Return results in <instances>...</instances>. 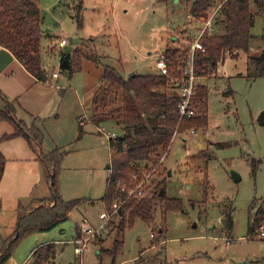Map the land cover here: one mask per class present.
<instances>
[{
    "label": "rangeland",
    "instance_id": "rangeland-1",
    "mask_svg": "<svg viewBox=\"0 0 264 264\" xmlns=\"http://www.w3.org/2000/svg\"><path fill=\"white\" fill-rule=\"evenodd\" d=\"M36 1L42 15L41 64L49 74L53 70L59 73L58 78L48 76L58 86L53 96L58 115L45 119L39 127L48 149L56 142H72L73 150L64 157L58 174L60 192L64 199L86 197L87 202L73 208L68 218L52 229L26 235L3 264H30V250L49 241H54L57 248L54 264H264V235L258 227L256 233L248 234L255 209L252 204L264 195V121H260L264 74L252 76L254 63L247 61L248 54L258 55L263 45L264 11H258L253 0L249 1L254 24L248 52L240 51L235 58L225 53L224 62L213 68L215 76L204 74L207 126L175 132L167 152H162L152 167L154 172L146 173L148 179L141 184L142 189L149 184L143 190L148 193L164 178L165 195L181 198L182 210L168 209L162 215L157 208L154 226L137 218L117 234L99 213L103 210L100 197L111 153L108 137L120 134L121 126L107 119L99 125L103 128L98 133L86 119V134L73 141L78 125L74 110L84 113L92 109V91L99 83L102 66L82 59L77 70L60 69L55 40L66 38V49L84 43L87 53L113 65L125 77L158 73L156 55L167 46L186 47V41L190 42L196 32L197 23L186 19L193 0ZM80 2L82 6H78ZM119 100L115 98L108 106L117 105ZM145 103L140 102L145 114L157 109L155 101ZM2 128L6 124L1 123ZM22 139L5 144L8 160L0 179V241L14 231L19 205L28 208L32 198L49 193L42 172L45 164L40 158L35 161L25 157L30 147L24 136ZM15 141L21 144L13 145ZM218 142L226 144L218 146ZM41 146L46 149L43 139ZM203 149L211 154L208 159L193 157ZM101 224V233L89 238L77 253L72 240L85 235L82 226L96 229ZM160 226L164 231L159 237ZM116 237L122 239V245L112 252Z\"/></svg>",
    "mask_w": 264,
    "mask_h": 264
},
{
    "label": "trees",
    "instance_id": "trees-1",
    "mask_svg": "<svg viewBox=\"0 0 264 264\" xmlns=\"http://www.w3.org/2000/svg\"><path fill=\"white\" fill-rule=\"evenodd\" d=\"M213 1L215 0H193L190 10L196 15L206 16V9ZM249 1L224 0L220 16L215 21V26L220 30L217 28L214 33L205 34L202 38L204 50H195L197 73H209L217 64L224 62L225 53H230L231 58H235L240 51L248 52L249 42L253 36L251 27L254 24V13L250 10ZM253 2L258 11H264V0H253ZM78 6H82L81 2ZM41 18V10L36 0H0V45L9 49L35 78L45 81L47 73L41 64L39 47ZM77 19L78 25H81L80 12ZM262 41L259 54L247 56V61L251 60L254 63L252 76L264 74V34ZM86 49L84 43L73 48L71 67L63 70L72 72L79 69L82 59L91 60L102 66L100 81L91 99L90 117L97 124L106 119H113L122 129L120 134L108 137L111 153L104 193L100 197L103 208L109 212L113 202L118 204L117 209L107 219V224L113 225L117 229V234H122L124 229L137 218L153 225L157 208L162 215L168 209L182 210L181 198L172 199L165 194H159L161 187L165 190L164 178L156 182L155 189L142 196L139 195L140 188L137 185L147 181L146 173L154 172L155 169L151 171L152 167L157 164L161 153L167 152L175 132L207 126V90L205 84L199 83L193 97V104L198 108L197 114L180 117L177 107L180 95L170 86L180 75L178 68L183 65V56L187 48L165 47L167 74L131 73L126 77L113 65L87 53ZM2 97L5 105L0 107V120L10 123L12 131L3 133L0 140L15 136L26 138L29 147L45 164L50 195L32 198L28 208L19 205L14 231L0 241V264L9 258L13 248L26 235L52 229L68 218L71 209L87 201L86 197L62 198L58 174L63 157L68 151L58 146L43 149L42 130L34 124L27 126L15 115L13 101L7 100L4 95ZM118 97H120L119 103L109 107L108 103ZM149 101H155L157 109L145 114L140 108V102L146 104L145 102ZM81 134L82 128L79 127L77 138ZM225 144L226 142L217 143L218 146ZM209 156L211 154L204 149L193 155L202 159H208ZM5 161L6 158L0 150V179L4 172ZM148 186L149 184L146 188ZM254 203L255 200L252 204L255 205V209L248 223L249 235L256 233L257 227L260 228L264 222V195L259 202ZM230 225L231 222L228 220L227 226ZM75 229V233L78 234L77 225ZM151 230H154V227ZM163 231L164 227L160 226L159 237ZM121 245L122 239L116 237L111 251L119 250ZM56 256L57 248L54 241L40 243L32 249L30 264H54Z\"/></svg>",
    "mask_w": 264,
    "mask_h": 264
},
{
    "label": "crops",
    "instance_id": "crops-1",
    "mask_svg": "<svg viewBox=\"0 0 264 264\" xmlns=\"http://www.w3.org/2000/svg\"><path fill=\"white\" fill-rule=\"evenodd\" d=\"M59 38H61V36L58 37V39ZM58 39H56L55 42ZM67 43H68V40L66 39V43L64 45L57 46V48H59L58 49L59 55L61 52L70 51L72 48H74V47H72L70 49H66L65 47H66ZM48 48H49V46L47 47V51H49ZM53 72H56V75H52V72L50 74L48 72H46L47 73L46 74L47 79L45 81H42V80L35 78L30 72H28L26 70V68L23 66V64L12 54V52L9 49L0 45V105L5 104V101H4V98L2 97V95H4V97H6L7 100L13 101V104L15 107V115L18 118H21L27 126L34 124V125L39 127L42 125V123L45 119L57 117L58 114L56 112H54L56 109L55 104L57 102L54 101L53 96L56 93V91L58 90V86L55 84H52L51 80H48V76L50 75V77H52V78H58L59 73L55 70H53ZM98 84H97V86H98ZM95 88L92 91V96H93V92H94ZM92 96H91V99H92ZM90 104H92V103H90ZM88 110H89V108H88ZM43 111H45V112H43ZM74 111H75L74 117L76 118V120L78 122L77 133H78L79 127H81L82 128V134L78 138H77V134H76L73 141L78 140L79 138L82 137V135L84 136V134H86V132H85L86 130L83 129V126L86 124V119H88L93 124V127L96 128V131L98 133H101L100 131L102 130L103 126L100 127L99 125L102 122H104L105 120L97 124V123L93 122L91 117H90L91 110H89L88 112L85 111L86 114H85V112L84 113L80 112L77 108ZM42 112L44 114H41ZM1 123L6 124V128H2L0 130V136L3 133L12 131V126L7 121L0 120V124ZM22 137L23 136H15L12 138L0 140V150L4 154L6 160H8V157H7L8 153H7L5 144H7L8 142L13 141V140H23ZM45 141H46V139L44 137L43 138V147L48 149L45 146ZM12 144L13 145H16V144L20 145L21 143L19 141H15ZM55 146L62 147L68 151L64 155V157H66L68 155V153L73 150L72 142L66 143V144L56 142L53 147H55ZM108 146H109V143H108ZM53 147H50V148H53ZM109 149H110V147H109ZM24 155L27 159H30V160L38 161V159H39V157L37 156V153H35L31 148ZM17 157L18 156H16V159H17ZM64 157H63V159H64ZM5 164H6V161H5ZM61 168H60V170H61ZM42 170H43L42 172H43L44 179L47 181L45 165L43 166ZM47 183L49 186L48 181H47ZM43 193H46V191ZM49 195H50V187H49V193L44 194L42 197H47ZM78 206H80V205H78ZM78 206H76V207H78ZM76 207H74V208H76ZM31 252L32 251L30 250V254H31ZM31 258L32 257L30 255V259Z\"/></svg>",
    "mask_w": 264,
    "mask_h": 264
},
{
    "label": "built area",
    "instance_id": "built-area-1",
    "mask_svg": "<svg viewBox=\"0 0 264 264\" xmlns=\"http://www.w3.org/2000/svg\"><path fill=\"white\" fill-rule=\"evenodd\" d=\"M224 0H216L214 3L213 9L207 12L206 16L196 15L195 13H187L186 19L189 22H196V32L194 36L191 38V41H186V47H182L181 45H176V47H180L181 49H186V53L183 56V65L178 69L180 70V75L176 78L175 81L172 82V88L176 89L179 92L180 100L177 103L178 111L180 117H190L197 114L198 108L193 104V97L196 92V87L199 83H203L202 79H204V74H199L196 72L195 68V59L194 54L195 50L201 49L204 50V45L202 43V38L205 34L214 33L215 32V21L217 18V12L220 11L222 7V3ZM66 43V38L61 37L56 42V46H62ZM185 43V41H184ZM186 44V43H185ZM155 66L157 68L158 74H167L168 73V65L167 61L164 57V50H161L159 54L156 55ZM210 76H215V70L212 69L209 73ZM52 75H56V72H52ZM115 136V135H114ZM113 136V137H114ZM112 137V136H111ZM142 183H138L137 187L140 188L138 191L139 195H144L146 192L142 191ZM118 204L113 202L111 205V211L109 212L105 208L99 213V217L107 221V219L111 216V214L117 209ZM82 232L85 234L82 237H77L75 240H72L74 243V250L77 253H80L84 247L86 241L95 237L97 234L101 233L103 229V225L101 224L98 228L93 229L90 226H82ZM260 235H264V231L262 230V226H260ZM152 235V233H151Z\"/></svg>",
    "mask_w": 264,
    "mask_h": 264
},
{
    "label": "water",
    "instance_id": "water-1",
    "mask_svg": "<svg viewBox=\"0 0 264 264\" xmlns=\"http://www.w3.org/2000/svg\"><path fill=\"white\" fill-rule=\"evenodd\" d=\"M59 67H60V69H69L71 67V53H70V51H65V52L60 53V55H59ZM260 121L261 122L264 121V110H262V112H261ZM232 176L234 178L238 177V175L233 171H232ZM159 194L160 195L165 194L164 188H162V187L160 188Z\"/></svg>",
    "mask_w": 264,
    "mask_h": 264
}]
</instances>
